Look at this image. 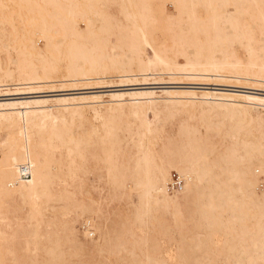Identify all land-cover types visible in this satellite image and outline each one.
Returning a JSON list of instances; mask_svg holds the SVG:
<instances>
[{"label": "bare ground", "instance_id": "obj_1", "mask_svg": "<svg viewBox=\"0 0 264 264\" xmlns=\"http://www.w3.org/2000/svg\"><path fill=\"white\" fill-rule=\"evenodd\" d=\"M164 75L0 101V264H264V0H0L2 95Z\"/></svg>", "mask_w": 264, "mask_h": 264}, {"label": "rangeland", "instance_id": "obj_2", "mask_svg": "<svg viewBox=\"0 0 264 264\" xmlns=\"http://www.w3.org/2000/svg\"><path fill=\"white\" fill-rule=\"evenodd\" d=\"M168 7H170L171 9H173L172 5L168 3ZM233 11V9H232ZM95 20H97V17L94 18ZM41 42V41H39ZM115 78V76H112ZM167 81V82H166ZM169 81V82H168ZM158 82H161L160 84ZM164 82V83H163ZM184 83V84H182ZM139 84V85H138ZM138 84H123V83H118L117 81H114L112 84L110 85H106V84H100V85H89L87 87H81V86H67L68 88H63L65 90L62 89H47L43 91H38V92H23V93H17L15 94H11V95H6V94H0V101H8V100H12V99H37V98H43V97H60V96H65L66 94L69 95H85V94H101L103 96L104 99L108 98V94L110 92L116 91V90H120V91H128V90H134L140 87H147L150 86L151 88L157 89V90H161V89H174V90H182V89H187L190 84L187 82L186 83V79H175V80H168L167 76L164 75V78H161L159 80H157V82H153V84L151 83H145L144 85L142 83H138ZM124 85V86H123ZM110 86V87H109ZM112 86V87H111ZM205 86L212 88L213 90H234V91H243V92H249V93H255V94H264V85L263 86H254V88H250V87H245V86H234V85H225V84H215V83H211V84H205ZM100 87V88H99ZM257 87V88H255ZM76 88V89H75ZM83 88V89H82ZM88 88V89H87ZM72 89V90H71ZM51 90V91H50ZM59 90V91H57ZM62 90V91H61ZM26 93V94H24ZM183 118L182 115H178L176 116L171 123H169L167 125V130L170 132V134H175L176 131V127L178 124V121H180ZM183 183H185V178L182 177ZM260 179L261 181L259 182V188L260 189H264V176L262 173H260ZM103 180V175L101 173H97V172H93L89 178L88 181L90 183H98L101 182ZM170 188V187H169ZM178 189H172L170 188V192L171 194H175L174 191H177ZM134 195V199L135 201H138V194L136 192L133 193ZM114 206H118L120 207L119 210H121L124 205L122 203V201L117 202L114 201L113 202ZM166 217L168 219V221H170V225H169V231L171 233V235L173 236V240L178 239L179 238V234L177 231V227L174 226V223L170 217V215L166 214ZM84 233L82 234L83 237L86 236L87 230L86 228H83ZM174 245V246H173ZM174 247V248H173ZM172 248H173V252H175V248L176 245L172 244ZM93 257L91 255H83L80 258H76V262L77 263H82L84 261H88V260H92Z\"/></svg>", "mask_w": 264, "mask_h": 264}, {"label": "built area", "instance_id": "obj_3", "mask_svg": "<svg viewBox=\"0 0 264 264\" xmlns=\"http://www.w3.org/2000/svg\"><path fill=\"white\" fill-rule=\"evenodd\" d=\"M21 167H22V170L24 171L23 172L24 177H28L30 174L29 169H28L29 168L28 163L27 162L22 163ZM182 184H183L182 176L173 170L171 173V181L168 182V186L172 189H180L182 187Z\"/></svg>", "mask_w": 264, "mask_h": 264}]
</instances>
